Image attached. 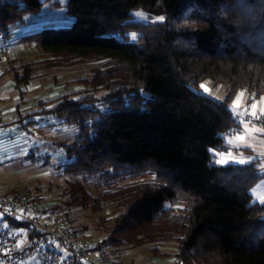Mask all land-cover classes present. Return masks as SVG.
Listing matches in <instances>:
<instances>
[{"label":"trees","instance_id":"trees-1","mask_svg":"<svg viewBox=\"0 0 264 264\" xmlns=\"http://www.w3.org/2000/svg\"><path fill=\"white\" fill-rule=\"evenodd\" d=\"M42 5L0 0L2 40ZM64 6L73 18L69 27L43 26L17 40L33 42L44 67L106 62L80 79L83 91L38 99L26 113L17 105V116L3 124L29 130L47 118V126L77 129L73 140L54 142L67 157L60 167L73 176L98 175L104 188L93 192L70 180L61 204L51 208L68 216L75 207L117 212L98 246L173 241V264H264V199L251 192L262 167L211 165L208 149L220 148L221 133L233 124L234 93L246 89L251 100L264 92V0H67ZM136 10L164 20L136 21ZM7 70L21 94L37 75L34 61L13 59ZM206 78L224 86L221 99L200 91ZM100 90L106 93L96 97ZM144 174L153 177L136 180Z\"/></svg>","mask_w":264,"mask_h":264},{"label":"rangeland","instance_id":"rangeland-1","mask_svg":"<svg viewBox=\"0 0 264 264\" xmlns=\"http://www.w3.org/2000/svg\"><path fill=\"white\" fill-rule=\"evenodd\" d=\"M132 15L139 22H157L158 17H160L149 15L141 10L133 11ZM72 21L73 18L71 22L63 23L61 26L69 27ZM24 28L23 31L26 30ZM130 36L132 39H135L134 34H130ZM37 57L38 55L33 54L28 57L29 60H19L32 61V59H36ZM40 62L36 65V73L40 72V74H37L31 80L35 86L31 89H29L30 85L22 86L27 89V91L22 90V94L16 89L19 95L16 105L22 108L21 111L25 113L38 107V99H49V97H54L63 92L83 91L85 86L80 82V79L91 77L92 68L98 65L102 66L106 60L55 66L51 67V70H47L50 67H44L42 60ZM1 64L2 61L0 62ZM6 67L7 65L4 68ZM5 72V76L1 77L0 80L3 78V80L9 79V81H12V72L8 70ZM201 84H204L209 89V92L205 93L200 88L202 93L216 99L223 97L225 88L222 84H214L210 78H206ZM241 92L244 93L241 108L233 110V101L236 99L237 94ZM105 93V90H100L95 92V95L96 97H100ZM248 97L249 93L246 89L236 91L229 103V107L233 112L240 111L244 106L251 105V103L259 102L260 100V97L251 100ZM16 116L15 112L10 119H6V121L2 119V121H5V124ZM47 122L48 119L44 118L29 130H21L15 122L0 126V187L3 191L10 195H15L22 192L26 193L28 189L30 196L42 198L52 206L54 204H61L66 184L70 180L79 179L85 182L93 192L102 190L104 188V181L98 175L73 176L62 171L60 165L67 160L66 153L63 148L57 146L54 142L61 139L73 140L77 137V129L69 124L47 126L45 125ZM262 141L263 145L259 147L261 151L264 149V137ZM238 146L237 149L240 155L233 156L234 159H229L228 162H238L241 159L248 161L249 158H252V153L244 154L242 152L244 141H238ZM261 163H264L263 158H261L258 165L261 166ZM261 171L264 173V168ZM152 177L151 174H144L137 177L136 180L145 181L150 180ZM129 180L130 178L127 177L118 182L124 183ZM12 187L17 188V190L19 189V191L11 193L8 190ZM263 191L264 176L251 189L255 200H260L259 196ZM61 210L65 211L66 209L62 208ZM68 212L72 226L76 232L91 242H98L105 235L107 232L106 226L117 214V212L107 205L98 212L79 207L70 208ZM153 247H156V249H153ZM109 250L116 259L123 262H121L122 264H171V255L176 251V244L173 241H159L139 245H124L117 249L109 248Z\"/></svg>","mask_w":264,"mask_h":264},{"label":"built area","instance_id":"built-area-1","mask_svg":"<svg viewBox=\"0 0 264 264\" xmlns=\"http://www.w3.org/2000/svg\"><path fill=\"white\" fill-rule=\"evenodd\" d=\"M3 1V0H1ZM8 45L0 33V62ZM233 112V124L221 133V147L211 149V165L231 149L243 123L264 126V117L253 120L245 110ZM236 112L241 115L239 118ZM0 114V125L2 123ZM243 121V123L241 122ZM224 165V164H223ZM0 263L3 264H122L108 247L98 246L73 228L68 215L51 208L44 199L22 192L8 194L0 187Z\"/></svg>","mask_w":264,"mask_h":264},{"label":"crops","instance_id":"crops-1","mask_svg":"<svg viewBox=\"0 0 264 264\" xmlns=\"http://www.w3.org/2000/svg\"><path fill=\"white\" fill-rule=\"evenodd\" d=\"M66 1L67 0H42L43 5L39 13L35 15L31 14L24 16L23 21L13 27L12 36L7 41L8 52L5 58L2 60V64L0 65V78L5 76L4 74L6 73L5 71L7 70V67H4L8 65L9 61L13 59L29 60L28 57L32 56L33 54L37 55L33 42H19L17 40V36L23 34L24 31L39 29L43 26L62 27L61 25H63V23L71 22L72 17L66 13L64 6ZM55 2H58V4H56ZM23 27H25L24 29L26 30L23 31ZM44 58L45 57L38 56L36 59H32V61H34L35 64L38 65V63H41L40 61H43ZM47 70H51V67ZM37 74H40V72H38ZM28 85H30L29 89L35 86L33 81H31L26 86ZM25 88L26 87H22V90L27 91V89ZM16 89L17 88L15 87L13 81H9V79L3 80V78L0 80V114L5 121L6 119H10L13 116V113L17 111L16 103H18L19 95ZM259 97H264V92ZM21 109L22 108L19 107V110ZM5 121H2V124L0 126H2ZM243 131L244 130H242L241 128L240 133H243ZM263 137L264 133H252L251 135L246 136L244 147H242V152H244V154L252 153V157H259L260 160L261 158L264 159V149L262 151L259 150V147L263 145ZM237 147H239L238 141L232 143L231 149L228 150L225 157H227L229 152H231L232 157L240 155ZM259 198L260 200L258 201L264 199V191L260 194ZM170 263H173L172 257Z\"/></svg>","mask_w":264,"mask_h":264},{"label":"snow or ice","instance_id":"snow-or-ice-1","mask_svg":"<svg viewBox=\"0 0 264 264\" xmlns=\"http://www.w3.org/2000/svg\"><path fill=\"white\" fill-rule=\"evenodd\" d=\"M164 17H158V21H163ZM200 88L205 92H209V89L204 85L201 84ZM244 99V93H238L236 99L233 101L232 104V108L233 110H237L241 108V104L242 101ZM246 113L253 119H260L261 117H264V97H261L259 102H253L250 105V110H245ZM236 116L239 118V116L241 115L239 112L235 113ZM243 123V121H241ZM243 134H237L235 135L233 140H230L229 143H234L236 141L239 142H243L246 139V136L251 135L252 133H264V127H257L255 125H253L251 128L249 127V125L247 123H243ZM229 159H234L232 157L231 152L228 153L227 157L221 155V158L219 160L216 161V163H219L221 165L225 164L226 162H228ZM239 163L243 164V163H253V162H257L260 163V158L259 157H252L249 158L248 161H245L243 159L238 161ZM261 167L264 168V163H261Z\"/></svg>","mask_w":264,"mask_h":264}]
</instances>
